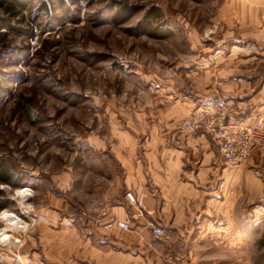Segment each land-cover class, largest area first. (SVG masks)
<instances>
[{"label": "rangeland", "instance_id": "rangeland-1", "mask_svg": "<svg viewBox=\"0 0 264 264\" xmlns=\"http://www.w3.org/2000/svg\"><path fill=\"white\" fill-rule=\"evenodd\" d=\"M64 3L33 0L17 30H0V196L10 201L0 208V264H30L45 232L92 230L95 186L101 188L109 162L92 137L109 142L112 110L128 106L151 72L165 74L210 54H232L227 63L238 75L257 87L264 84V39L242 25L253 18L264 24V0ZM120 3L141 9L118 24L110 13ZM152 5L159 6L173 33L129 34L127 28ZM243 7L254 11L239 12ZM249 98L264 105V95L258 103ZM259 152L252 175L264 182V144ZM4 170L10 183L2 179ZM262 185L251 200L254 232L247 253H240L244 259L254 252L256 260L264 239ZM239 225L245 229L246 222Z\"/></svg>", "mask_w": 264, "mask_h": 264}, {"label": "crops", "instance_id": "crops-1", "mask_svg": "<svg viewBox=\"0 0 264 264\" xmlns=\"http://www.w3.org/2000/svg\"><path fill=\"white\" fill-rule=\"evenodd\" d=\"M242 25L264 39L260 21L253 18ZM231 55L214 53L165 74L151 72L149 80L145 76L148 82L136 88L128 106L120 105L117 113L112 110L114 132L109 142L92 137L109 156L104 182L101 188L95 186L99 198L91 215L94 221L101 213L103 223H96L90 232H45L44 244L28 263L255 264L253 248L251 259L240 253H247L254 232L249 228L254 223L251 200L264 184L252 172L261 157L260 147L232 168L208 136L174 127L177 118L204 104L227 102L237 107L248 97L256 103L263 97L264 84L257 87L238 75L233 63H227L233 60ZM259 104L256 109L264 118V105ZM221 179L226 180L225 187L219 186ZM128 189L148 193L147 206L155 210L149 217L165 228L164 235L155 237L145 219L133 216L125 198ZM99 200L104 207L97 205ZM118 220L131 221L135 228L124 230L117 226ZM240 222H246L245 229Z\"/></svg>", "mask_w": 264, "mask_h": 264}, {"label": "built area", "instance_id": "built-area-1", "mask_svg": "<svg viewBox=\"0 0 264 264\" xmlns=\"http://www.w3.org/2000/svg\"><path fill=\"white\" fill-rule=\"evenodd\" d=\"M256 107L250 98L237 107L227 102L204 104L177 118L174 127L188 134L208 136L219 148L226 165L235 168L246 162L255 148L264 144V118ZM201 147L205 148L206 145L202 143ZM219 186L225 187L226 180L221 179ZM147 197L148 193L145 190L125 191V198L133 210V216L145 219L151 225L153 235L158 238L164 235L166 230L149 217L155 210L147 206ZM104 204L102 200L98 202L101 208ZM84 214L88 215V212L84 211ZM94 221L97 224L103 223L102 214H97ZM116 223L124 230L135 228L131 221L118 220Z\"/></svg>", "mask_w": 264, "mask_h": 264}, {"label": "trees", "instance_id": "trees-1", "mask_svg": "<svg viewBox=\"0 0 264 264\" xmlns=\"http://www.w3.org/2000/svg\"><path fill=\"white\" fill-rule=\"evenodd\" d=\"M64 6V0H53ZM33 0H0V30H17V23L25 18L24 11L28 10ZM141 8L138 5L120 3L115 10L110 13L111 18L118 24L126 23ZM32 20H35L31 16ZM129 34L133 36L147 35L152 38H165L173 33L172 28L163 18V13L159 6L152 5L144 12L142 19L135 26L127 28ZM2 179L11 182L8 171L2 172ZM10 205L9 200L0 196V208ZM261 251L258 253L255 263L264 264V239L260 241Z\"/></svg>", "mask_w": 264, "mask_h": 264}]
</instances>
